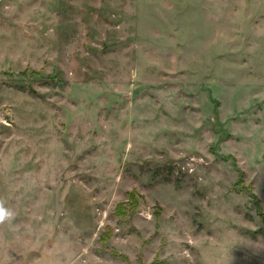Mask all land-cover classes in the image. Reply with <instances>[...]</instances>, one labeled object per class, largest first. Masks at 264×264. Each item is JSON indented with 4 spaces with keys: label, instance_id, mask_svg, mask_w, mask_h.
<instances>
[{
    "label": "rangeland",
    "instance_id": "374dc122",
    "mask_svg": "<svg viewBox=\"0 0 264 264\" xmlns=\"http://www.w3.org/2000/svg\"><path fill=\"white\" fill-rule=\"evenodd\" d=\"M0 264H264V0H0Z\"/></svg>",
    "mask_w": 264,
    "mask_h": 264
},
{
    "label": "clouds",
    "instance_id": "9594fccd",
    "mask_svg": "<svg viewBox=\"0 0 264 264\" xmlns=\"http://www.w3.org/2000/svg\"><path fill=\"white\" fill-rule=\"evenodd\" d=\"M15 217L12 208L6 206V202L0 199V226L10 223Z\"/></svg>",
    "mask_w": 264,
    "mask_h": 264
}]
</instances>
